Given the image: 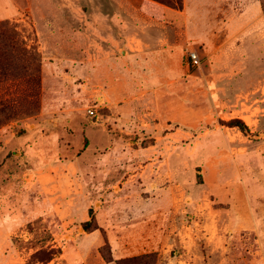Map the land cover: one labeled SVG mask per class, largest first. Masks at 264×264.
I'll return each instance as SVG.
<instances>
[{"label": "rangeland", "instance_id": "rangeland-1", "mask_svg": "<svg viewBox=\"0 0 264 264\" xmlns=\"http://www.w3.org/2000/svg\"><path fill=\"white\" fill-rule=\"evenodd\" d=\"M154 1L115 45L98 0L0 18V264H264V0Z\"/></svg>", "mask_w": 264, "mask_h": 264}, {"label": "crops", "instance_id": "crops-1", "mask_svg": "<svg viewBox=\"0 0 264 264\" xmlns=\"http://www.w3.org/2000/svg\"><path fill=\"white\" fill-rule=\"evenodd\" d=\"M1 1L0 18L10 16L16 12V8L13 6V0ZM152 2L156 1L98 0L94 6V8H96L94 14L97 18V22L93 23L87 20V23L96 26L98 39L111 42L112 45L120 43V41L124 39L146 41L150 36L151 38H156L159 35H163L158 26H164L166 20L161 17V9H159V5H153ZM244 3H246V6H244L245 10L240 12L239 16H237V20L240 24L244 23V25H253L256 23L255 19H257L259 12H263L262 7L260 3L255 2V0H244ZM153 6L156 7L152 8ZM251 7L254 10V13L249 10ZM163 10L166 11V8H163ZM237 20L234 21L233 19H230V34L239 31L240 26L237 23ZM259 27H261V25ZM253 28L256 27L250 26L249 30ZM145 44L147 43L145 42Z\"/></svg>", "mask_w": 264, "mask_h": 264}, {"label": "trees", "instance_id": "trees-1", "mask_svg": "<svg viewBox=\"0 0 264 264\" xmlns=\"http://www.w3.org/2000/svg\"><path fill=\"white\" fill-rule=\"evenodd\" d=\"M160 2L166 3L172 7L178 8V9H182L183 8V2L182 0H177L176 2H173L172 0H158ZM233 126H239L240 129H242L243 131H246L248 128L246 125H244V123H242V121L240 120H235L234 122H232ZM84 227L86 230H89L92 227V220H88L84 222ZM94 228H98V225L94 226Z\"/></svg>", "mask_w": 264, "mask_h": 264}, {"label": "built area", "instance_id": "built-area-1", "mask_svg": "<svg viewBox=\"0 0 264 264\" xmlns=\"http://www.w3.org/2000/svg\"><path fill=\"white\" fill-rule=\"evenodd\" d=\"M191 58H192V61H193V62H195V63H198V62H199V59H198L196 53H192V54H191Z\"/></svg>", "mask_w": 264, "mask_h": 264}]
</instances>
